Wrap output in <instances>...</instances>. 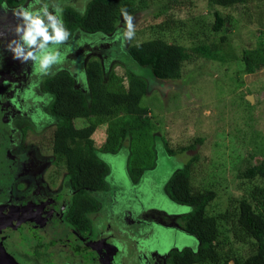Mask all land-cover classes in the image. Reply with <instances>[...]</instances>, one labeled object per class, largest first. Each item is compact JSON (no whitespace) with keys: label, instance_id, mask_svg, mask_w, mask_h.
<instances>
[{"label":"rangeland","instance_id":"rangeland-1","mask_svg":"<svg viewBox=\"0 0 264 264\" xmlns=\"http://www.w3.org/2000/svg\"><path fill=\"white\" fill-rule=\"evenodd\" d=\"M86 2L25 0L21 6L38 8L47 3L49 11L54 10V4L61 9L71 5L83 10ZM216 12L226 21L218 32L213 29ZM131 16L135 30L131 40L117 35L125 28L124 18L118 20L109 35L78 30L69 40L54 46L61 59L42 73L32 60L13 58L7 45L16 37L18 19L13 10H0V190L12 198L26 197L25 202L16 201L22 214L41 213L36 208L46 201L47 209L39 210L58 223L43 233L26 225L27 220L15 224L25 238L21 246L34 247L29 258L56 259V264H115V259L121 264H160L174 247L199 245L197 238L183 229L181 215L190 207L171 204L166 195L165 185L171 174L190 161L193 187L216 190L209 212L217 214L225 211L230 195L241 191L237 188L239 169L253 160L252 154L262 156L264 67L247 72L243 54L261 41L264 43V0H234L229 6L214 5L208 0H146L145 7ZM158 35L187 48L207 45L211 53L229 59L192 56L183 63L179 78H156L150 68L131 59L127 48ZM92 59L99 60L106 72L132 70L144 77L148 92L141 104L149 109L145 116L148 126L137 144L141 148L145 137L149 141L146 151L143 147L132 150L133 137L128 136L117 154L99 153L110 167L108 186L104 191L92 192L100 207L89 214L91 227L74 238L61 228L66 223L64 215L71 204L72 189L65 168L52 161L57 121L49 111L52 97L43 92L41 80L66 69L82 88L83 68ZM85 93L90 98L89 92ZM84 124L77 122L78 126ZM105 127L106 124L99 125L93 134L97 146L105 139ZM145 154L153 163L133 180V159ZM123 218L134 222L126 225ZM164 229L172 238L169 242L165 241ZM29 232L38 239L28 236ZM223 233L226 243L222 250L229 261L240 254L245 257L247 244L235 241L226 230ZM80 240L87 249L80 248ZM100 241L104 246L98 249ZM103 247L113 259H103Z\"/></svg>","mask_w":264,"mask_h":264},{"label":"trees","instance_id":"trees-1","mask_svg":"<svg viewBox=\"0 0 264 264\" xmlns=\"http://www.w3.org/2000/svg\"><path fill=\"white\" fill-rule=\"evenodd\" d=\"M24 1L0 0V8L14 10ZM208 1L219 6H229L234 2ZM236 1L242 3L246 0ZM145 5L146 0H87L83 10L66 5L62 8V19L69 31L67 40L78 30L109 35L115 31L118 20L123 18L121 9L133 15ZM225 22V18L216 12L214 31H220ZM127 51L137 65L150 68L159 79L179 78L183 63L192 56H211L219 61L229 59L226 55L211 53L207 45L187 48L160 35L130 44ZM243 62L247 72L263 68L264 43L261 41L258 47L245 50ZM83 73L86 80L84 77L85 86L82 88L76 85L75 77L66 69L45 75L41 87L52 97L49 111L57 121L52 138V161L65 168L74 191L67 218L74 226L87 229L90 222L86 213L97 211L100 207L92 192L104 191L108 186L106 177L110 167L100 154H117L128 136L133 137L132 150H138V138L146 134L144 130L148 122L145 116L149 109L141 104L148 92L147 82L134 71L106 72L99 60L92 59L84 66ZM85 92H89L90 98ZM79 121L85 124L78 126ZM102 124H106L105 139L97 146L93 134ZM145 139L144 144L140 143L144 151L149 137ZM146 156L134 157L130 175L133 180H137L145 168L153 163ZM251 157L253 160L239 169L237 174L240 193L230 195L225 211L217 214L209 212V206L217 196L216 190L213 187H193L190 161L167 179L165 191L170 203L190 207L181 215L183 229L199 241L197 249L183 247L171 250L168 258L171 264H264V150L260 158L256 154ZM142 159L145 160L144 164L140 161ZM156 204L160 206V203ZM30 218L27 221L36 228ZM224 229L235 241L247 244L245 257L240 254L239 257H230L233 259L229 261L222 250L226 243Z\"/></svg>","mask_w":264,"mask_h":264},{"label":"clouds","instance_id":"clouds-1","mask_svg":"<svg viewBox=\"0 0 264 264\" xmlns=\"http://www.w3.org/2000/svg\"><path fill=\"white\" fill-rule=\"evenodd\" d=\"M52 7L54 10L49 11V5L43 3L38 8L30 4L28 7L20 6L18 10H13L18 19L14 29L16 37L7 45L14 59L22 62L32 60L37 70L42 73H47L50 66L60 61V53L54 46L69 37V31L62 19V9L55 4ZM121 14L125 28L122 33L117 34L118 38L122 36L131 40L135 35L132 16L124 9H121Z\"/></svg>","mask_w":264,"mask_h":264},{"label":"flooded vegetation","instance_id":"flooded-vegetation-1","mask_svg":"<svg viewBox=\"0 0 264 264\" xmlns=\"http://www.w3.org/2000/svg\"><path fill=\"white\" fill-rule=\"evenodd\" d=\"M0 10H1V8H0ZM9 11H11V10H9ZM71 192H72V194L74 193L73 189ZM71 197H72V195H71ZM13 199H14V201H13ZM23 199H24V201H21ZM25 199H26V197L25 198L21 197L18 199L15 196H14V198H12L11 196H5L3 194V192L0 190V264H56L55 263L56 259H38L37 256L29 258L28 256L30 254H32L34 247L33 246H31V247L30 246H21V243H23L25 241V238L24 239L22 238V234H21L22 230H20L15 225L16 223H20V222L23 223V221H25L31 217L30 219L36 225V228H37L36 230L40 231L42 233H43V231H49L50 227L54 228V226L58 225V223L52 222L54 220H50L47 216L44 215V211L47 209L46 207L48 206L47 205L48 203L46 201H43V200L37 206L38 208H36V210L40 211L41 213L30 214L29 212H31V211L24 213V214L20 213L19 212L20 209L18 208V205H20V204L16 201L25 202ZM39 209H42L44 211L39 210ZM97 211H92V212L86 213V217L88 218V220L90 222V226L87 229H80V228L74 226L68 220V218H67L68 210H67L65 215H64L66 223L65 224L62 223L61 228L64 227L63 230H65V229L68 230V233L70 236H74V238L75 237L78 238L79 233H82L81 231H86L91 227V220H90L89 214L95 213ZM133 222L134 221L132 218L129 220L124 219V223L126 225H129ZM25 224L29 225L31 223L28 220V221H26ZM20 225H22V224H20ZM164 232L167 234L164 237L165 241L169 242V240H172V238H170L168 236V232H166L165 229H164ZM184 232H186V231L184 230ZM176 234H179V232ZM181 234L180 235L183 236V233H181ZM28 236L33 238L31 232H29ZM173 237H175V233H174ZM82 239L85 240L84 237ZM80 241H81L80 243H82L81 244L82 247H80V248L83 250L87 249L86 243H83L82 240H80ZM102 241H105V240H102ZM102 241L99 242L98 249L100 247L104 246L101 243ZM22 247L25 249H28V251H25L24 249H21V251H20V248H22ZM75 247L80 249L78 246H75ZM197 247L198 246L194 247L193 249H197ZM15 248L19 249V252L15 251ZM178 248L179 247H174V248L170 249L167 252L165 259H163L162 262H160V264H171L169 262V259H168L169 258V252L173 249H178ZM104 249L105 248L103 247L101 250L102 253L100 254L102 257H104L103 259H109L108 257H111L110 259H113V256L111 254H106V251H103ZM103 259H100V260H103ZM100 260L96 259L94 261L100 262ZM115 261H116L115 264H121V262H119V260L115 259Z\"/></svg>","mask_w":264,"mask_h":264},{"label":"water","instance_id":"water-1","mask_svg":"<svg viewBox=\"0 0 264 264\" xmlns=\"http://www.w3.org/2000/svg\"><path fill=\"white\" fill-rule=\"evenodd\" d=\"M27 213V212H26ZM30 214H36L37 213V211H31V212H29Z\"/></svg>","mask_w":264,"mask_h":264}]
</instances>
